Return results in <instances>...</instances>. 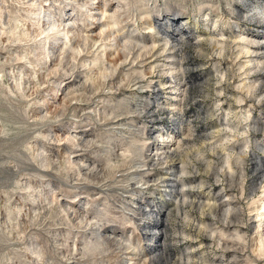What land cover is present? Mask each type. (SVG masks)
Segmentation results:
<instances>
[{
    "label": "clouds",
    "instance_id": "1",
    "mask_svg": "<svg viewBox=\"0 0 264 264\" xmlns=\"http://www.w3.org/2000/svg\"><path fill=\"white\" fill-rule=\"evenodd\" d=\"M0 264H264V0H0Z\"/></svg>",
    "mask_w": 264,
    "mask_h": 264
}]
</instances>
